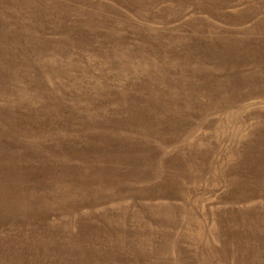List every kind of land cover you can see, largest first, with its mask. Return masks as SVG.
<instances>
[{
    "label": "rangeland",
    "instance_id": "1",
    "mask_svg": "<svg viewBox=\"0 0 264 264\" xmlns=\"http://www.w3.org/2000/svg\"><path fill=\"white\" fill-rule=\"evenodd\" d=\"M0 264H264V0H0Z\"/></svg>",
    "mask_w": 264,
    "mask_h": 264
}]
</instances>
